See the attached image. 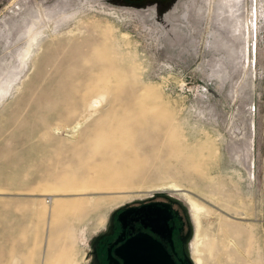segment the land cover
<instances>
[{"label": "rangeland", "instance_id": "374dc122", "mask_svg": "<svg viewBox=\"0 0 264 264\" xmlns=\"http://www.w3.org/2000/svg\"><path fill=\"white\" fill-rule=\"evenodd\" d=\"M157 195L192 259L264 264V0H0V264H85Z\"/></svg>", "mask_w": 264, "mask_h": 264}, {"label": "flooded vegetation", "instance_id": "af4514ba", "mask_svg": "<svg viewBox=\"0 0 264 264\" xmlns=\"http://www.w3.org/2000/svg\"><path fill=\"white\" fill-rule=\"evenodd\" d=\"M188 217L183 204L166 195L124 205L110 215L106 228L90 239L85 264H123L122 246L137 234L159 243L175 264H185Z\"/></svg>", "mask_w": 264, "mask_h": 264}, {"label": "water", "instance_id": "95a60500", "mask_svg": "<svg viewBox=\"0 0 264 264\" xmlns=\"http://www.w3.org/2000/svg\"><path fill=\"white\" fill-rule=\"evenodd\" d=\"M189 227L188 223V232ZM122 247L123 264H175L159 243L143 234L127 239ZM184 261L193 264L187 253H184Z\"/></svg>", "mask_w": 264, "mask_h": 264}, {"label": "bare ground", "instance_id": "6f19581e", "mask_svg": "<svg viewBox=\"0 0 264 264\" xmlns=\"http://www.w3.org/2000/svg\"><path fill=\"white\" fill-rule=\"evenodd\" d=\"M28 38H30V40H35V38H36V35L34 34V35H29V37ZM31 47L32 46H28L27 48H26V50L27 51H30V49H31ZM173 186V185H172ZM176 186V185H175ZM175 186H173V187H175ZM177 188V187H176ZM184 192V191H183ZM182 195H184L187 199H188V201L191 203V205H192V208H193V210H194V219H195V224H196V228H197V230H196V237L198 238V237H201L200 236V232H199V229H200V227H199V219H198V214H200V212H202V209L201 208H203L192 196H190L188 193L186 194V193H183ZM201 210V211H200ZM203 210H204V208H203ZM187 211H188V209H187ZM189 213V212H188ZM200 218V217H199ZM188 221H189V223H190V225H191V233H192V235H193V225H192V222H191V218H190V214H189V217H188ZM203 228V227H202ZM204 229V228H203ZM205 233V232H204ZM203 233V234H204ZM212 236V235H211ZM192 238V237H191ZM199 239V238H198ZM204 239V238H203ZM212 239V238H211ZM200 240H202V239H200ZM199 240V241H200ZM205 240V239H204ZM203 240V241H204ZM199 241H197V246H196V253H195V256L193 257V259L191 258V256H190V253H189V242H188V245H186V251L188 252V255H189V257H190V259H191V261H192V263L193 264H202V262H204L203 260V258H202V252H201V250H200V247H199V244L201 243H199ZM205 242H206V240H205ZM209 243H208V245L210 246V251H212L213 249H212V245H213V243L211 242V240H209L208 241ZM203 245V244H202ZM202 247V246H201ZM204 255H206V254H204ZM209 257V256H208ZM206 259V258H205ZM203 264H205V262L203 263Z\"/></svg>", "mask_w": 264, "mask_h": 264}]
</instances>
